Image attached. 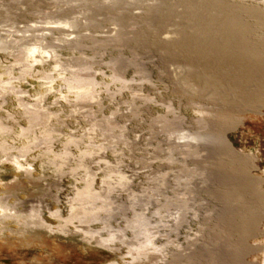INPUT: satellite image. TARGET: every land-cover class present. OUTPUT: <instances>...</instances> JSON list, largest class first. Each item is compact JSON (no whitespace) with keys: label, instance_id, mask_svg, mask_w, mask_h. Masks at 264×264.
Wrapping results in <instances>:
<instances>
[{"label":"rangeland","instance_id":"374dc122","mask_svg":"<svg viewBox=\"0 0 264 264\" xmlns=\"http://www.w3.org/2000/svg\"><path fill=\"white\" fill-rule=\"evenodd\" d=\"M0 264H264V0H0Z\"/></svg>","mask_w":264,"mask_h":264}]
</instances>
